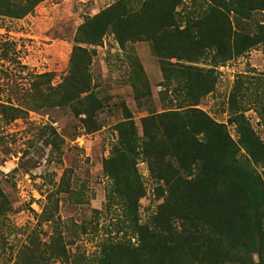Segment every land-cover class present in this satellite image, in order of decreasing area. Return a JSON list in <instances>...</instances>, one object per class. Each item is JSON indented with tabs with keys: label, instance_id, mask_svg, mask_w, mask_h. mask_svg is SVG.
Returning <instances> with one entry per match:
<instances>
[{
	"label": "trees",
	"instance_id": "obj_1",
	"mask_svg": "<svg viewBox=\"0 0 264 264\" xmlns=\"http://www.w3.org/2000/svg\"><path fill=\"white\" fill-rule=\"evenodd\" d=\"M20 1L28 13L43 0ZM258 13H264V0H117L79 26L77 40L88 45L107 31L121 48L148 42L163 79L160 98L171 106L142 116L139 133L121 103L117 139L103 160L105 202L95 212L111 215L113 230L92 257L81 255L75 264H264V142L245 116L254 109L264 127V88L250 93L254 82L246 76L234 82L227 124L236 126L237 139L225 122L198 107L215 90L220 66L264 46V21L254 20ZM90 62V50L75 47L70 74L57 89L63 103L79 105L75 112L86 115V128L96 129L94 112L102 102L89 92ZM139 162L146 163L162 197L144 222ZM50 207L41 215L57 232L48 252L66 258L57 204ZM63 227L70 228L65 222ZM252 252L256 263L243 258ZM38 258L37 248H28L27 263L38 264Z\"/></svg>",
	"mask_w": 264,
	"mask_h": 264
},
{
	"label": "rangeland",
	"instance_id": "obj_2",
	"mask_svg": "<svg viewBox=\"0 0 264 264\" xmlns=\"http://www.w3.org/2000/svg\"><path fill=\"white\" fill-rule=\"evenodd\" d=\"M115 1L43 0L22 13L23 1L0 0L4 13L0 14V264H29L28 248L33 247L42 257L38 264H75L81 255L92 257L103 236L113 230L114 218L95 212L105 202L109 179L103 160L117 139L114 124L122 120L121 103L132 112L139 133L142 116L171 106L168 98H160L163 79L148 42L121 48L111 31L96 45L77 40L79 26ZM254 20L264 21V13ZM75 47L91 53L85 71L89 92L102 102L94 112L96 129L86 128V115L75 112L79 105L63 103V91L57 89L70 74ZM218 70L215 90L198 107L227 124L228 96L237 78L246 76L254 82L250 93L264 88V46ZM245 116L264 142V127L254 109L245 111ZM227 129L238 138L234 124L228 123ZM137 166L145 188L138 207L144 222L162 197L146 163ZM54 204L62 222L57 231L67 244L66 258L48 252L57 232L41 215ZM64 222L69 229H64ZM243 258L258 261L256 252Z\"/></svg>",
	"mask_w": 264,
	"mask_h": 264
}]
</instances>
